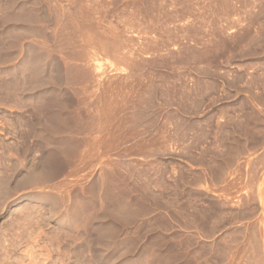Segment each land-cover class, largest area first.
Listing matches in <instances>:
<instances>
[{
  "label": "rangeland",
  "instance_id": "rangeland-1",
  "mask_svg": "<svg viewBox=\"0 0 264 264\" xmlns=\"http://www.w3.org/2000/svg\"><path fill=\"white\" fill-rule=\"evenodd\" d=\"M0 264H264V0H0Z\"/></svg>",
  "mask_w": 264,
  "mask_h": 264
}]
</instances>
